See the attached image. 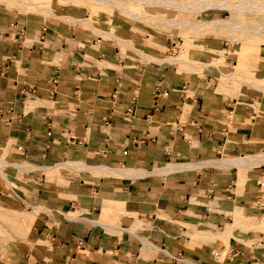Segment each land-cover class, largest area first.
Listing matches in <instances>:
<instances>
[{"label":"crops","instance_id":"crops-1","mask_svg":"<svg viewBox=\"0 0 264 264\" xmlns=\"http://www.w3.org/2000/svg\"><path fill=\"white\" fill-rule=\"evenodd\" d=\"M199 32L192 66L167 59L168 33L123 49L0 11V201L36 215L0 264H264V161L212 162L264 154V99L219 77L221 37Z\"/></svg>","mask_w":264,"mask_h":264},{"label":"rangeland","instance_id":"rangeland-1","mask_svg":"<svg viewBox=\"0 0 264 264\" xmlns=\"http://www.w3.org/2000/svg\"><path fill=\"white\" fill-rule=\"evenodd\" d=\"M58 1L59 3L53 5L55 13H51L47 9L39 11L35 7H32L26 0H0V11L15 8L26 16L43 19L55 17L60 19L64 29L74 28L76 31L92 34L95 37L101 36L103 39L113 36L107 31L97 33L95 30L100 31L102 29H109L115 34L122 35L120 33V28L128 27L136 34L135 39L129 38L131 41L130 44L137 46H139V44L148 43L150 39L159 32L168 33L174 39V45L171 47L170 56H176V58H178L173 61H184L190 63L192 66H198L200 64L189 57L188 49L199 47L197 44V38L201 35L199 31H204L209 35L221 37V39L217 41L214 40L215 42L213 44H209L210 46L206 47L212 53L211 56H214V59L224 60L223 63L226 64L223 65L222 62L216 64L217 68L220 69L223 74H220L219 77L222 79L228 77L237 78L238 81L245 83V88L249 90L253 96L264 99V86L261 87L262 85L260 84L264 82V79H258L262 77V72L259 71V59L261 50L264 48V28H262V25H264V11H259L251 6L241 9L218 7L202 11L197 10L199 8H206L207 4L213 1L221 0H200L203 2L201 4H198L195 0L190 1V4H196L193 10L176 7L174 5H157L151 0H89V4L83 2L78 3L79 0ZM252 1L264 4V0ZM70 13H77L81 16H89V14L92 16L94 15L93 26L91 27V25L85 21H80L79 23L71 22L68 19V14ZM223 17L226 19L227 23L231 24L227 28L223 26V28L220 29L216 26L214 29L207 30L205 29V25L199 22L209 20L210 18ZM188 21L191 22L188 24ZM122 47L123 49L130 48L125 45H122ZM224 48H226V50H223ZM219 52H223L224 56H217L215 58L214 54ZM145 58L149 59L151 57ZM254 81L258 82L255 83ZM239 86H241V83ZM253 103L256 111L263 109L260 107L257 99ZM0 156L5 158L2 155ZM263 176L262 174L256 177L255 182H260ZM262 181L263 182L260 184L261 191L257 193L258 195L264 194V179ZM2 205L0 201V209L5 208L4 205ZM7 212L8 211L4 213L0 212V256L6 252L13 241L22 236L17 233L16 227L10 223V217L5 215ZM14 212L16 211L9 210L8 214H14ZM263 217L264 215L257 219L258 223L261 222ZM255 229H260L264 232V229ZM203 239L208 240L211 238ZM262 245L264 247V243L252 244L251 246L257 248ZM227 253L221 258H224Z\"/></svg>","mask_w":264,"mask_h":264},{"label":"bare ground","instance_id":"bare-ground-1","mask_svg":"<svg viewBox=\"0 0 264 264\" xmlns=\"http://www.w3.org/2000/svg\"><path fill=\"white\" fill-rule=\"evenodd\" d=\"M32 7H35L37 10H43V9H47L48 11H50L51 13H55V10L53 8V5L54 4H57L59 3L58 0H44V1H39V0H26ZM151 1H154L157 5H165V6H169V5H174L176 7H181V8H184V9H189V10H193L195 9V5L196 4H190V1H194V0H187V1H184V0H181V1H177V0H151ZM197 1L198 4H201L203 3L202 1L200 0H195ZM80 2H83V3H87L89 4V0H79L78 3ZM27 3V4H28ZM29 5V6H30ZM248 6H251L252 8L254 9H257L259 11H264V4L263 3H259V2H254L252 0H221V1H213L211 2L210 4H207L206 8H199L197 9L198 11H202V10H207V9H211V8H227V9H234V8H245V7H248ZM111 15V14H110ZM68 19L73 22V23H79L80 21H85L87 22L88 24L91 25V27L93 26L94 22H93V16L89 14V16H81V15H77V14H68ZM95 17V16H94ZM200 23H202V25H205V29L209 30V29H214L217 25H222L224 26L225 28H227L229 25H231L230 23H227L226 22V19H222V18H216V19H209V20H206V21H199ZM199 23V25H200ZM76 26V25H75ZM262 28H264V25H262ZM107 31L109 34H111L113 37L115 38H118L121 40V44L120 45H125L126 47H131L133 48V46H129L131 45V41L129 38H124V36H121V35H118V34H115L113 31L109 30V29H105V30H95V32L97 33H100V32H105ZM119 41V40H118ZM223 50H226V48H224ZM143 56L145 57H150V56H147V55H144L142 54ZM215 58L217 56H224L223 52H219V53H215ZM168 56V55H167ZM214 57V56H213ZM168 60H176L178 58H176V56H168L167 57ZM161 62V61H160ZM218 62H214L213 65H216ZM257 83V81L255 82ZM259 84V83H258ZM260 85V84H259ZM263 87L264 84H261ZM258 87V86H257ZM257 160H263L264 161V154H260V155H245V156H239V157H224L223 159L221 160H215V161H212L214 163H228V164H236V165H240L242 162H245V161H251V160H255V158ZM211 162V163H212ZM9 162L0 156V167L1 166H4V165H7ZM22 165V164H21ZM19 166V165H18ZM34 166V165H33ZM24 167V166H23ZM37 167V166H36ZM34 167V168H36ZM178 165L176 164H170L167 166V168L164 167V169H173V168H177ZM109 170V168H108ZM120 171V170H119ZM123 172H126L127 170H122ZM0 172L4 175V177L8 180V177L7 175L5 174V172H3L0 168ZM3 206V205H2ZM5 207V206H4ZM16 211V210H11V209H8V208H4V209H0V212L4 213L5 211ZM5 213V215L9 216L10 219L9 221H11L10 223L16 227V231L19 235H22V236H26L28 231L30 230V227L31 225L33 224L34 222V219L36 217L35 215V212H21L19 210L14 212V214H8ZM13 217V219H12ZM1 224V223H0ZM236 224L238 223H227L223 229V231L219 234V232L217 234H219L221 237L224 238L225 240V245L223 247V249L221 250L220 252V255L221 257L224 256L229 248L231 247V242H230V235L234 233V231L236 230ZM12 226V227H13ZM14 227V228H15ZM254 228H261V229H264L262 226L261 227H256L254 226ZM200 237H204V238H210L209 235H212V237H214V235L212 233H201L199 234ZM217 236V235H215ZM220 257V256H219Z\"/></svg>","mask_w":264,"mask_h":264},{"label":"built area","instance_id":"built-area-1","mask_svg":"<svg viewBox=\"0 0 264 264\" xmlns=\"http://www.w3.org/2000/svg\"><path fill=\"white\" fill-rule=\"evenodd\" d=\"M132 114H134V111L132 110Z\"/></svg>","mask_w":264,"mask_h":264}]
</instances>
